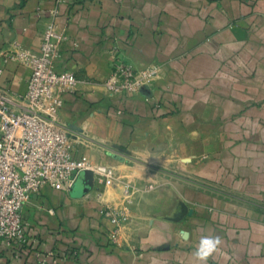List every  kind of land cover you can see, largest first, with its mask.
<instances>
[{
	"label": "crops",
	"instance_id": "0c3cea01",
	"mask_svg": "<svg viewBox=\"0 0 264 264\" xmlns=\"http://www.w3.org/2000/svg\"><path fill=\"white\" fill-rule=\"evenodd\" d=\"M54 6L0 0V53L37 51ZM56 23L66 35L56 68L79 80L56 122L74 156L115 181L33 194L23 216L37 249L59 264H201L195 249L213 236L207 264H264V0H66ZM118 62L159 75L112 93L104 82ZM29 77L17 58L6 65L0 89L13 106L25 105ZM14 253L0 239V264H40L31 246Z\"/></svg>",
	"mask_w": 264,
	"mask_h": 264
},
{
	"label": "built area",
	"instance_id": "2783aa9c",
	"mask_svg": "<svg viewBox=\"0 0 264 264\" xmlns=\"http://www.w3.org/2000/svg\"><path fill=\"white\" fill-rule=\"evenodd\" d=\"M65 1L55 0L37 51L0 53V77L15 58L30 69L27 90L20 95L24 106H13L0 89V239L13 248L15 256L28 246L35 248L40 264H59L63 256L54 250L37 249L38 237L23 216L32 195L45 185L70 191L85 170H92L94 177L106 185L115 181L111 167L74 156L69 129L56 122L64 103L63 93L73 91L79 81L73 72L56 68L60 45L66 39L56 17ZM159 71V65L137 69L118 62L104 84L112 93L138 92ZM131 191L132 187L126 184L124 193L129 195ZM104 213L115 225L127 219L126 213L115 207H108ZM115 235L116 229L112 231L113 240Z\"/></svg>",
	"mask_w": 264,
	"mask_h": 264
},
{
	"label": "clouds",
	"instance_id": "9594fccd",
	"mask_svg": "<svg viewBox=\"0 0 264 264\" xmlns=\"http://www.w3.org/2000/svg\"><path fill=\"white\" fill-rule=\"evenodd\" d=\"M219 244V237L203 236L201 237L194 254L197 259L201 262V264H207L208 259L216 251Z\"/></svg>",
	"mask_w": 264,
	"mask_h": 264
},
{
	"label": "water",
	"instance_id": "95a60500",
	"mask_svg": "<svg viewBox=\"0 0 264 264\" xmlns=\"http://www.w3.org/2000/svg\"><path fill=\"white\" fill-rule=\"evenodd\" d=\"M83 178L86 182H91L94 179V173L92 170H85L79 179Z\"/></svg>",
	"mask_w": 264,
	"mask_h": 264
}]
</instances>
